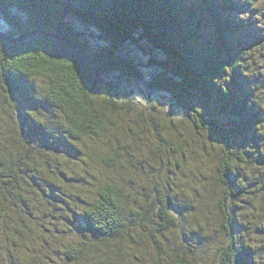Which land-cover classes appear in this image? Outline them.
Masks as SVG:
<instances>
[{
	"label": "trees",
	"instance_id": "obj_1",
	"mask_svg": "<svg viewBox=\"0 0 264 264\" xmlns=\"http://www.w3.org/2000/svg\"><path fill=\"white\" fill-rule=\"evenodd\" d=\"M183 1L0 0V264H264V82Z\"/></svg>",
	"mask_w": 264,
	"mask_h": 264
},
{
	"label": "rangeland",
	"instance_id": "obj_2",
	"mask_svg": "<svg viewBox=\"0 0 264 264\" xmlns=\"http://www.w3.org/2000/svg\"><path fill=\"white\" fill-rule=\"evenodd\" d=\"M237 1L239 6L235 10H229V14L232 18H236L243 23V29L232 34V41L234 42V39L236 40V42H234L236 45L233 47L243 45L249 49L248 53L244 55V60L242 62L245 76L252 81L256 80L255 83H258L257 78L262 77L261 82H264V0ZM183 2H186L191 8L193 7L192 9L200 15L199 18L204 24H209L210 28L213 27L210 15L202 8L200 0H184ZM215 244H209V258L206 264H217V258L215 255L213 257L216 251ZM259 245H261V243L258 241L257 247L252 249L254 253L255 251H262V247ZM257 256L258 254H256V257ZM59 264L65 263L59 261ZM144 264L150 263L145 259ZM198 264L203 263L199 261Z\"/></svg>",
	"mask_w": 264,
	"mask_h": 264
},
{
	"label": "water",
	"instance_id": "obj_3",
	"mask_svg": "<svg viewBox=\"0 0 264 264\" xmlns=\"http://www.w3.org/2000/svg\"><path fill=\"white\" fill-rule=\"evenodd\" d=\"M0 18H1V7H0ZM27 35L28 34L20 35V36H17V37H12V36H9V35L5 34L4 32L0 31V40L6 41L8 43H16V42L21 41Z\"/></svg>",
	"mask_w": 264,
	"mask_h": 264
}]
</instances>
